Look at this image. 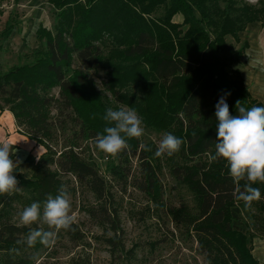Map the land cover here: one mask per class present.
<instances>
[{
	"label": "trees",
	"instance_id": "obj_1",
	"mask_svg": "<svg viewBox=\"0 0 264 264\" xmlns=\"http://www.w3.org/2000/svg\"><path fill=\"white\" fill-rule=\"evenodd\" d=\"M47 1L55 9L53 31L41 24L35 28L44 47L36 49L30 61L0 70V110L6 104L15 123L24 125L26 134L45 148L36 160H29V176L16 168L21 190L41 204L59 193L61 175L70 173L88 182L100 201L98 216L114 220L113 198L93 164L72 145L54 155L45 141L50 103L45 91L53 86L75 112L79 136L96 146L98 134L113 126L103 118L107 107L91 80L82 69L70 67L72 52L88 67L111 56L105 88L133 108L146 125L183 140L169 170L191 191L195 210L183 203L170 207L172 218L191 232L207 264H260L251 248L254 236L264 239V183L251 184L261 198L246 206L239 193L248 182H236L223 158L211 159L217 143L215 105L221 96H226L232 115L239 114V106L264 107L248 92L237 66H232L247 41L234 47L224 37L230 34L236 39L251 16L244 11L231 13L237 0ZM175 13L181 14L180 21L172 20ZM11 27L6 21L1 35L6 36ZM105 38L111 43L106 58L96 43ZM129 83L140 93L120 90ZM125 139L129 148L111 159L109 169L125 182L130 173L125 162L136 157L138 176L132 178L133 186L160 203L154 147L139 145L137 138ZM19 194L0 195V264H28L30 249L40 243L29 246L24 238L31 232L29 226L9 220L6 205Z\"/></svg>",
	"mask_w": 264,
	"mask_h": 264
},
{
	"label": "rangeland",
	"instance_id": "obj_2",
	"mask_svg": "<svg viewBox=\"0 0 264 264\" xmlns=\"http://www.w3.org/2000/svg\"><path fill=\"white\" fill-rule=\"evenodd\" d=\"M235 6L237 9L231 13L244 11L252 20L246 22L242 30L237 31L236 39L230 34L224 36L225 41L234 47H239L243 40L247 41V47L238 63L232 66H237L250 95L264 106V72L252 63L257 55H264V0H237ZM54 12V7L47 0H0V32L6 21L12 24L6 36L0 33V70L30 61L35 50L44 47L43 39L35 35V28L41 24L53 31ZM158 12L160 10L156 13ZM172 20L180 21L181 14L175 13ZM96 43L106 58L111 46L110 40L105 38ZM107 60L113 61L114 58L108 56L105 63L88 67L72 52L70 67L83 70L107 109H133L116 100L105 88L104 82L109 75ZM120 90L125 93H140L131 83ZM45 93L50 97L47 110L49 136L45 137V141L55 151L54 155L64 147L72 145L87 162L93 164L111 193L115 217L113 221H106L98 216L100 201L85 179H78L70 173L61 175L62 187L70 196L72 210L77 218L72 225L74 230L71 233L61 230L55 244L50 247L39 243L31 248L28 264H73L76 261L80 264H207L191 232L182 223L175 221L168 210L182 203L190 210H195L191 191L170 173V164L176 159V154L156 157L162 202L158 203L131 182L133 177L138 176L136 157H130L125 162L130 167V173L123 182L109 169V163L114 157L99 150L90 139L79 136L75 112L64 104L58 93V86L47 89ZM0 102L2 104L1 99ZM3 108L7 109V105L3 104ZM139 117L141 118L140 115ZM15 125L17 132L38 146V149H34L20 141L10 142L13 146L11 158L14 162L19 160L18 170L23 176H29V160H36L45 148L37 138L26 134L24 125ZM142 127L145 131L137 139L139 145H151L156 152L159 142L169 132L146 125L143 120ZM50 166L54 167L53 164ZM29 196L30 192L22 189L15 199L9 200L6 209L10 221L22 224L20 213L33 203ZM45 203L40 204L41 212ZM29 228L30 231L51 230L42 222L34 223ZM27 236L24 238L27 239ZM251 252L260 264H264L263 238H252Z\"/></svg>",
	"mask_w": 264,
	"mask_h": 264
},
{
	"label": "clouds",
	"instance_id": "obj_3",
	"mask_svg": "<svg viewBox=\"0 0 264 264\" xmlns=\"http://www.w3.org/2000/svg\"><path fill=\"white\" fill-rule=\"evenodd\" d=\"M252 63L264 72V55H257ZM237 111V115L230 113L226 96H221L216 103L217 143L215 155L211 156V159L223 158L236 182H248L244 185V191L239 193V199L243 200L246 206H250L253 201L261 198L260 190L251 184L264 183V107L239 106ZM103 118L113 126H106L104 134H98L96 146L111 157H116L129 148L125 137L139 139L144 135L142 120L134 109L108 108ZM182 143L181 138L166 133L159 142L155 156H171L180 151ZM12 147L8 142L0 143V195L11 196L21 191L19 181L14 175L20 161L14 162L11 158ZM76 219L70 196L63 187L55 197L49 196L43 206V212L41 205L33 202L20 213L23 225L31 226L42 222L51 229L31 231L26 240L29 246H34L37 240L45 246L54 245L61 230H74L72 225L76 223Z\"/></svg>",
	"mask_w": 264,
	"mask_h": 264
},
{
	"label": "crops",
	"instance_id": "obj_4",
	"mask_svg": "<svg viewBox=\"0 0 264 264\" xmlns=\"http://www.w3.org/2000/svg\"><path fill=\"white\" fill-rule=\"evenodd\" d=\"M16 127L17 126L15 125L13 116L10 113V111H8L6 108L1 109L0 110V143L3 142L15 143L17 141H20L24 144H29V146L33 147L34 149L35 148L38 149V146L35 145L34 142H31L32 140L28 139L26 136L17 132Z\"/></svg>",
	"mask_w": 264,
	"mask_h": 264
}]
</instances>
